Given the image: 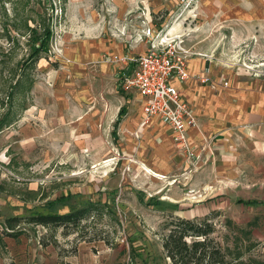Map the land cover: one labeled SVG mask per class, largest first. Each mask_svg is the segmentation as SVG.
I'll use <instances>...</instances> for the list:
<instances>
[{
  "label": "rangeland",
  "instance_id": "rangeland-1",
  "mask_svg": "<svg viewBox=\"0 0 264 264\" xmlns=\"http://www.w3.org/2000/svg\"><path fill=\"white\" fill-rule=\"evenodd\" d=\"M173 24L188 46L204 43L228 80L264 84V0H0V119L9 106L15 117L0 129V264H173L162 246L169 215L211 212L230 261L264 262V203L244 202L264 200V150L242 151L247 159L224 162L218 176L205 172L198 189L183 157L167 178L146 172L149 155L138 158L115 127L130 105L120 81L129 56L149 45L145 28L173 32ZM109 42L101 57L67 65L69 51ZM31 56L39 60L28 67ZM103 60L113 65L108 75ZM20 65L25 77L9 104ZM97 83L109 103L88 143L68 105ZM89 200L106 205L78 230L27 220Z\"/></svg>",
  "mask_w": 264,
  "mask_h": 264
},
{
  "label": "crops",
  "instance_id": "crops-1",
  "mask_svg": "<svg viewBox=\"0 0 264 264\" xmlns=\"http://www.w3.org/2000/svg\"><path fill=\"white\" fill-rule=\"evenodd\" d=\"M178 26L173 24V31L177 30ZM110 44L111 42L105 46L95 47L94 51L84 49L77 54L69 51L67 59L70 62L67 65L73 69L79 68L85 60L101 57V51L109 47ZM190 47L194 51L205 52L203 51L205 50L204 43L197 42L193 45L190 44ZM219 65L222 64H219L218 59L213 58L211 54L207 56L193 54L188 59L187 68L191 74L209 70L219 78L225 73ZM112 66L109 61L103 60L99 66L100 73L108 75ZM132 66L133 64L129 62L125 69ZM172 81L180 88L184 99L192 104L193 114L196 117V123L190 125L188 130L189 139L195 146L196 152L200 154L199 160L197 159L195 167L192 168L196 179L194 183L198 189L200 179L203 178L205 172L212 176H218L220 175V166H225L224 162H229L230 165L232 161L247 159L246 153L242 151L256 148H259L260 151L264 150V84L252 82L244 85L228 80L229 86L222 87L220 84L198 82L191 77L185 78V80L173 78ZM100 83L102 84L101 79ZM100 83H97L93 88L86 86L80 92H75L77 98L68 105L67 114L79 118L80 121L75 126L80 127V132L87 138L88 143H91V129L95 132L98 131L97 133L100 135V128H103L105 124L104 101L109 102L100 91L102 89ZM127 94L131 95V99L128 100L130 105L127 110V106L123 104L127 112L125 111L123 114L125 116H122L123 118L118 124L126 139V147L136 148L138 158L148 154L149 157L144 160L147 164L145 166L156 174L168 177L166 174L170 172L173 165L178 163L181 157L184 158L174 143L172 130L158 116L145 120L141 95L136 92H127ZM42 111L43 109H41ZM83 134L78 138L79 140L82 139ZM98 144H100V140ZM202 145L204 146L202 147ZM210 155L213 157L211 158L213 159L212 166L199 169V164L206 158L208 159ZM188 166L186 160L184 168L188 169Z\"/></svg>",
  "mask_w": 264,
  "mask_h": 264
},
{
  "label": "built area",
  "instance_id": "built-area-1",
  "mask_svg": "<svg viewBox=\"0 0 264 264\" xmlns=\"http://www.w3.org/2000/svg\"><path fill=\"white\" fill-rule=\"evenodd\" d=\"M160 31L151 26L145 28L144 34L150 43L144 51L129 56L133 66L121 76V87L127 92L141 95L145 120L158 116L169 125L174 143L188 161L187 170L191 171L200 158L189 139L188 130L190 125L196 123V117L192 104L184 99L172 79L191 77L198 82L220 84L222 87H228L229 82L225 76L217 78L209 70L191 74L187 68L189 57L209 54L192 50L181 35L170 29ZM113 57V60L119 59L117 55Z\"/></svg>",
  "mask_w": 264,
  "mask_h": 264
},
{
  "label": "trees",
  "instance_id": "trees-1",
  "mask_svg": "<svg viewBox=\"0 0 264 264\" xmlns=\"http://www.w3.org/2000/svg\"><path fill=\"white\" fill-rule=\"evenodd\" d=\"M39 56H32L26 60L28 67L33 66L39 59ZM24 66V65H23ZM25 77L24 69L21 68L17 74L14 82H11L7 87V102L11 104L13 95L17 91L21 80ZM6 102V103H7ZM126 108L123 105L118 115L116 116L115 127L118 126L122 120ZM13 112L12 106H9L6 114L0 119V129L5 125L14 122L11 117ZM13 116V115H12ZM246 203H264V200L249 199L244 200ZM106 205L102 202H95L89 200L80 206L70 207L66 212H39L31 214L27 217L28 221L43 223V224H56L62 226H71L75 229L83 227L81 223L85 218L93 213L102 212V206ZM15 217H9V221ZM213 214L205 213L203 217H184L180 214H170L164 223V233L162 246L166 255L171 259L173 264H235L228 259L229 248L221 243L215 237V223ZM240 264V263H236ZM259 264H264L260 262Z\"/></svg>",
  "mask_w": 264,
  "mask_h": 264
},
{
  "label": "bare ground",
  "instance_id": "bare-ground-1",
  "mask_svg": "<svg viewBox=\"0 0 264 264\" xmlns=\"http://www.w3.org/2000/svg\"><path fill=\"white\" fill-rule=\"evenodd\" d=\"M145 121V120H144ZM97 166V165H96ZM143 168L145 169V171H147V172H149L150 174H152L153 176H156V177H166V176H164V175H162V174H156V173H154V172H152L150 169H148L145 165L143 166ZM167 178V177H166ZM169 184H173V182L172 183H169ZM165 198H168L167 196H165Z\"/></svg>",
  "mask_w": 264,
  "mask_h": 264
}]
</instances>
